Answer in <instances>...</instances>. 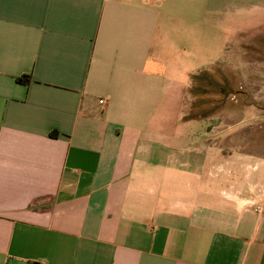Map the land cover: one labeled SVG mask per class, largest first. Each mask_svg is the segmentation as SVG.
I'll list each match as a JSON object with an SVG mask.
<instances>
[{
  "label": "crops",
  "instance_id": "obj_1",
  "mask_svg": "<svg viewBox=\"0 0 264 264\" xmlns=\"http://www.w3.org/2000/svg\"><path fill=\"white\" fill-rule=\"evenodd\" d=\"M186 1L0 0V264H264V161L179 122Z\"/></svg>",
  "mask_w": 264,
  "mask_h": 264
},
{
  "label": "rangeland",
  "instance_id": "obj_2",
  "mask_svg": "<svg viewBox=\"0 0 264 264\" xmlns=\"http://www.w3.org/2000/svg\"><path fill=\"white\" fill-rule=\"evenodd\" d=\"M244 1L179 4L171 11L184 23L168 25L165 40L168 50L171 39L179 46L168 79L177 82L180 124L201 138L215 127L217 143L232 147L224 155L256 164L264 161V0Z\"/></svg>",
  "mask_w": 264,
  "mask_h": 264
},
{
  "label": "trees",
  "instance_id": "obj_3",
  "mask_svg": "<svg viewBox=\"0 0 264 264\" xmlns=\"http://www.w3.org/2000/svg\"><path fill=\"white\" fill-rule=\"evenodd\" d=\"M29 76L27 75H23L22 77L18 78L17 81L20 82V83H28L29 82Z\"/></svg>",
  "mask_w": 264,
  "mask_h": 264
},
{
  "label": "built area",
  "instance_id": "obj_4",
  "mask_svg": "<svg viewBox=\"0 0 264 264\" xmlns=\"http://www.w3.org/2000/svg\"><path fill=\"white\" fill-rule=\"evenodd\" d=\"M100 104H105V100H100Z\"/></svg>",
  "mask_w": 264,
  "mask_h": 264
}]
</instances>
